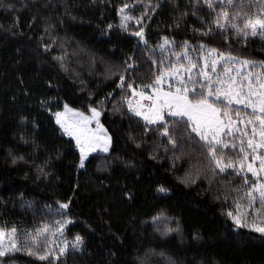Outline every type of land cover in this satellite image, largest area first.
<instances>
[{
    "label": "trees",
    "instance_id": "1",
    "mask_svg": "<svg viewBox=\"0 0 264 264\" xmlns=\"http://www.w3.org/2000/svg\"><path fill=\"white\" fill-rule=\"evenodd\" d=\"M194 3L0 0L14 5L0 7V227L15 226L23 241L26 230L55 228L62 219L46 206L71 201L63 218L73 222L63 238L71 242L79 234L84 244L69 248L55 264H264L261 234L237 227L227 215L234 210L236 189L244 191L242 177L231 169L213 172L204 142L190 135L186 118L165 116L177 140L172 146L160 135L162 127H146L122 99L131 95L127 83L145 89L159 68L176 63L185 41L264 61V38L245 42L215 27L208 35L193 31L207 30L213 19L206 6L194 9ZM124 4L130 5L129 15L143 14L126 30L119 27ZM141 27L147 49L134 35ZM165 36L174 43L161 52ZM133 63L135 69L125 71ZM120 75L126 79L123 90ZM65 103L85 114L96 107L112 136L109 152L90 153L83 168L73 138L55 121ZM231 142L237 148L224 154L238 160L239 138ZM161 186L168 191H159ZM167 228L174 231L165 233ZM8 259L52 264L26 252Z\"/></svg>",
    "mask_w": 264,
    "mask_h": 264
},
{
    "label": "snow or ice",
    "instance_id": "2",
    "mask_svg": "<svg viewBox=\"0 0 264 264\" xmlns=\"http://www.w3.org/2000/svg\"><path fill=\"white\" fill-rule=\"evenodd\" d=\"M201 5L211 11L213 19L207 30L194 28L193 31L208 35L215 27L222 33L228 30L245 42L249 38H264V0H247V3L245 0H239V5L236 0H195L192 7L199 9ZM0 7L14 8V5L0 4ZM158 7L159 4L152 6V11ZM253 7L255 10L250 11ZM129 9L128 4L120 8L121 29L126 30L128 22L133 19L139 24L143 18V14L141 18L129 15ZM195 14L193 12V15ZM185 15L187 13H181L182 17ZM203 19L201 17L202 21ZM108 27L111 29L113 26ZM134 35L139 41H143L147 49L148 41L144 28L141 27ZM173 43L174 41L165 36L158 47L163 52L167 45ZM48 48L49 45H44L45 51H48ZM189 49L197 52L196 59L189 55ZM148 50L154 53V49ZM57 59L62 61L63 56ZM200 59L203 60L202 66H198ZM181 60L186 63H179ZM151 62L157 63L155 60ZM159 63L163 65V61ZM218 66L223 67L222 74L217 71ZM135 67L134 63L128 64L125 71L134 70ZM194 70L195 76L192 75ZM158 72L153 84L142 86L151 88L152 95L144 90L138 92L133 83H127L132 95L122 99L127 103L128 110L142 117L146 127H162L160 135L166 137L172 146L177 144V140L170 131L165 116L173 119L187 117L186 123L191 125L190 135L195 133L200 141L204 142L213 172L226 173L231 169L243 179L244 191L241 194L240 190L236 189L234 210L230 209L227 215L237 227L249 228L264 238V61L235 56L231 52H222L203 43L193 46L185 41L183 52L176 54V63L169 60L168 65L159 68ZM169 78H175L174 89L169 83ZM119 81V87L123 90L126 84L125 76L120 75ZM166 83L168 90L163 87ZM144 100L150 103L144 104ZM236 106H242L245 111ZM90 111L91 114L86 115L65 103L63 111L54 113L56 123L63 132L75 139V147L79 150L80 168L85 166L90 153L97 150L108 153L112 144V136L100 122V110L91 107ZM93 121L95 128L91 127ZM224 136L230 138L229 142L225 141ZM236 138H239L240 155L238 160H232L225 156L224 150L229 147L236 149L237 144L231 142ZM249 174L254 179L249 180ZM158 190L168 191L163 186ZM70 203L71 201L60 203L55 209L46 206L62 219L55 222V228L42 224L34 230H26L23 241L20 240V233L15 226L0 227V258H3L0 259V264H9V255L18 252H26L40 261L55 264L69 248L80 249L84 238L79 234L75 235L71 242L56 238V233L63 237L66 225L73 222L70 218H63L67 216L65 210L70 209ZM153 220H157V217H153ZM164 231L167 233L174 229L167 228ZM170 264L174 262L170 261Z\"/></svg>",
    "mask_w": 264,
    "mask_h": 264
},
{
    "label": "rangeland",
    "instance_id": "3",
    "mask_svg": "<svg viewBox=\"0 0 264 264\" xmlns=\"http://www.w3.org/2000/svg\"><path fill=\"white\" fill-rule=\"evenodd\" d=\"M189 55H191L194 59H196L197 52H189ZM185 63H186V61L184 60V62H182L181 64H185ZM202 65H203V60L200 59V60L198 61V66H202ZM209 70L211 71V69H209ZM256 70L258 71L259 69H256ZM217 71H218L219 73L222 74V73H223V67L218 66ZM192 75H194V76L196 75V71H195V70L193 71ZM169 83H171V84L173 85V89H174V87H175V85H176L175 78H169ZM163 87H164L166 90H168V84H167V83L164 84ZM136 90H137L138 92L141 91V90H144V91H147L149 95H152L151 88L136 89ZM131 95H132V93H131ZM131 95H130V96H131ZM130 96H129V97H130ZM143 103H144V104H149L150 101H148V100H144ZM236 107H238V108H242V111H245V110L243 109L242 106H236ZM59 111H63V108H62L61 110H59ZM247 111L250 112V110H247ZM90 114H91V112L88 113V114H86V115H90ZM133 114H134V113H133ZM141 118H142V117H141ZM184 118L187 119V117H184ZM142 119H143V118H142ZM55 121H56V119H55ZM57 125H58V124H57ZM58 126L60 127V125H58ZM91 127H93V128L96 127L94 121L92 122ZM241 127H243V125H241ZM60 128H61V127H60ZM61 130H62V128H61ZM62 131H63V130H62ZM249 131H250V128H249ZM71 138H73V140H74V142H75L74 137H71ZM97 152H101V151L97 150ZM51 238H52V237H51ZM56 238H57V239H61V238L64 239L63 237H60V234H59V233H56Z\"/></svg>",
    "mask_w": 264,
    "mask_h": 264
}]
</instances>
